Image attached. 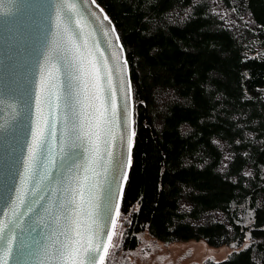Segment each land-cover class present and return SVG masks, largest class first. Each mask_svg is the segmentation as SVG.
Wrapping results in <instances>:
<instances>
[{
    "label": "trees",
    "instance_id": "obj_1",
    "mask_svg": "<svg viewBox=\"0 0 264 264\" xmlns=\"http://www.w3.org/2000/svg\"><path fill=\"white\" fill-rule=\"evenodd\" d=\"M95 1L133 99L124 228L104 264H128L144 234L238 249L204 264H264V0Z\"/></svg>",
    "mask_w": 264,
    "mask_h": 264
},
{
    "label": "water",
    "instance_id": "obj_2",
    "mask_svg": "<svg viewBox=\"0 0 264 264\" xmlns=\"http://www.w3.org/2000/svg\"><path fill=\"white\" fill-rule=\"evenodd\" d=\"M67 2L74 14L65 12L64 0H0V228L15 225L30 244L27 226L35 213L25 214V207L36 201L43 222L52 225L45 236L49 251L65 241L62 231L85 242L99 231L94 242L107 244L134 136L129 68L118 33L95 0ZM66 15H73L71 24ZM38 129L47 147L43 155L37 150L29 171ZM69 153L79 159L61 168Z\"/></svg>",
    "mask_w": 264,
    "mask_h": 264
},
{
    "label": "snow or ice",
    "instance_id": "obj_3",
    "mask_svg": "<svg viewBox=\"0 0 264 264\" xmlns=\"http://www.w3.org/2000/svg\"><path fill=\"white\" fill-rule=\"evenodd\" d=\"M64 10L66 13L74 14L75 5L64 0ZM65 20L68 24H71L73 22V15H66ZM76 23H79V21H76ZM110 87L111 85L109 83V88ZM66 93L65 104L71 114L73 107L72 100L74 97L70 80L66 86ZM113 116H115L114 110ZM46 147L47 141L43 138V133L38 129L30 152L29 171H31V162L37 159V150H41L40 155H43V151L46 150ZM95 151H99L98 146L95 148ZM108 155L111 156V153ZM78 159V153H69L67 159H62L61 168L67 165L70 169L76 164ZM41 166H43L42 162ZM128 166H131L130 161ZM24 195L26 194L21 193L17 196L18 204L21 206L26 203L23 198ZM9 203L10 201L6 197L5 208L8 207ZM35 204L36 201H31L28 202L25 207V214L35 213L27 226V233L31 237L30 244L25 243L23 235L18 236L15 225L11 228L7 225L0 228V252L3 253L4 257V259L0 261V264H8L9 257L12 258L13 264H29L30 261L32 264H104L112 237L108 236L107 244H102L98 239L94 242V238L100 236L99 231H96L93 235H89L87 237V242L81 239L73 240L67 236L66 231H62L61 234L65 235V241L59 244V246H54V250L49 251V246L45 243V236L46 230H50L52 225L43 222L41 212L34 207ZM110 211L111 209L106 204V214ZM13 214L17 215L14 209ZM118 214L119 212H117V215ZM21 231L23 232V230ZM114 234L113 232V235ZM47 235L50 238L51 232L48 231Z\"/></svg>",
    "mask_w": 264,
    "mask_h": 264
},
{
    "label": "rangeland",
    "instance_id": "obj_4",
    "mask_svg": "<svg viewBox=\"0 0 264 264\" xmlns=\"http://www.w3.org/2000/svg\"><path fill=\"white\" fill-rule=\"evenodd\" d=\"M123 228L124 225L120 221L116 222L114 231L112 227L110 234L112 239L107 255L119 254L118 245ZM245 244L246 242L243 246ZM235 250L238 249L231 246H209L202 240L166 244L157 242L144 234L140 237L137 249L131 253H125L124 257L128 259V264H204L207 261L220 262Z\"/></svg>",
    "mask_w": 264,
    "mask_h": 264
}]
</instances>
